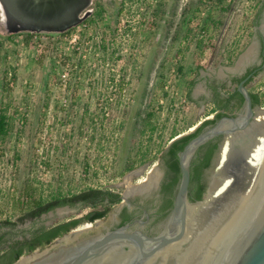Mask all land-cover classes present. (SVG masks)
Here are the masks:
<instances>
[{
	"label": "rangeland",
	"instance_id": "374dc122",
	"mask_svg": "<svg viewBox=\"0 0 264 264\" xmlns=\"http://www.w3.org/2000/svg\"><path fill=\"white\" fill-rule=\"evenodd\" d=\"M262 2L216 8L198 0H93L85 20L66 36L8 34L2 23L10 21L2 16L0 104L11 105L13 131L0 140V222H16L55 197L91 188L122 195L131 175V185L147 179L155 164L121 174L129 160H151L208 116L197 115L186 100L194 69H212L217 57L244 50L251 34H264V11L259 30L253 25ZM253 87L264 102V74ZM143 109V120L153 115L154 131L140 135L134 127ZM257 117L264 130V106ZM88 212L59 210L0 236L17 240ZM89 227L83 238L96 224L74 231Z\"/></svg>",
	"mask_w": 264,
	"mask_h": 264
},
{
	"label": "flooded vegetation",
	"instance_id": "af4514ba",
	"mask_svg": "<svg viewBox=\"0 0 264 264\" xmlns=\"http://www.w3.org/2000/svg\"><path fill=\"white\" fill-rule=\"evenodd\" d=\"M259 26L260 25L255 28L259 30ZM50 35L61 34L50 33ZM234 54L236 55L233 56ZM214 61L215 64L212 69L197 64L191 81V106L197 115L200 110H203L202 114H208V116L205 117L199 125H194L192 132H185L172 138L169 144L158 155L155 153V155L151 157V160H145L146 162L142 165H140L141 162H136V166H140V168L143 169L155 164L147 179L142 182H137L136 185L132 184L131 188L125 190L122 195L112 192L113 199H116L118 195L121 197V202L115 205H112L111 201L108 199L105 200L104 203L96 205H84V203L78 202L73 206L67 204L63 207H57L48 214L43 215L42 218L46 215L57 213L59 210L66 209L68 212L72 213L89 210L85 216L87 217L88 215H93L110 207L111 212L108 217L93 223L96 224L97 230L92 235L83 237V240H89L97 235L109 234L124 228H128L129 233L139 232L152 239L163 235L167 227L178 214L176 202L182 180L180 155L184 150L178 154L180 176H177L176 180H178L179 183L175 185V175L169 167V162L172 160L170 152L171 146L185 137L196 135L195 138L191 139L185 145L186 148L193 140L214 131L223 120L232 119L238 121L246 118L249 114V102L246 93H248L251 99L253 113L249 121L239 124V128H243V131L238 132L235 137H238L241 133L245 134L246 132H251L250 139L245 141V144L250 146L253 145V141L258 138L257 136H259L261 131L262 122L257 117V112L261 110L262 107L256 105V97H260L262 102L263 98L259 92L254 90L253 84L264 74V34L260 31L254 32L251 34L250 42L244 50L239 53L233 52L229 57L219 56ZM242 85L246 90L245 93L241 89ZM230 129H233L232 125H222V128L218 130L216 135L206 140L195 150L190 160V179L191 166L193 161L198 158V151L200 148L204 147L200 153L201 160H204L205 157L208 156L209 152L216 144L219 146L220 151L227 137L224 131ZM198 130H200V132H197ZM217 157L218 154L212 157L210 167L204 169L201 175L200 184L205 187L202 200H193V197L197 194L198 187L189 185L186 203L183 207L184 211H188L191 205L203 201L207 196L214 178ZM134 161L135 159L132 158L131 162ZM153 161L155 163H153ZM91 190L100 189L91 188L78 194L67 196L66 198L72 199L75 196L88 193ZM125 194H127V199L123 201L122 197ZM53 199L48 202L53 201ZM179 213L183 217V211L181 210ZM41 220L37 221V223H40ZM74 220L80 219L71 218L67 221ZM98 222H101L99 226ZM28 223L37 224L34 222ZM182 232L183 230L178 233L176 237L182 234ZM176 237L172 236L170 238ZM49 246L51 251H56L60 247L55 244V241ZM128 250L129 247H124L123 249V251L126 252Z\"/></svg>",
	"mask_w": 264,
	"mask_h": 264
},
{
	"label": "water",
	"instance_id": "95a60500",
	"mask_svg": "<svg viewBox=\"0 0 264 264\" xmlns=\"http://www.w3.org/2000/svg\"><path fill=\"white\" fill-rule=\"evenodd\" d=\"M92 1L0 0V19L4 16V20L10 21L7 22L2 19L4 21L2 27L9 31L8 34L25 32L65 34L85 20L86 16L82 17V15L91 6ZM3 29L0 24V31ZM241 89L244 93L246 92L243 85ZM246 94L249 102V114L246 118L238 121L223 120L214 131L193 140L180 155L182 180L176 204L177 212L183 211L184 230L182 234L176 238H166L167 227L163 235L152 239L139 232L129 233L128 228H124L109 234L97 235L89 240L82 239L83 233H86L83 232L80 237L75 238L72 242H59L64 237L73 235L75 231H72L55 240V244L60 246L56 251L45 249L39 253L38 260L29 264H46L50 258L59 256L63 259L60 264H88L90 260L105 257L112 252L129 256L132 253L133 244L144 246L146 254H150L181 243L188 236L190 229L188 212L183 210L190 185V160L195 150L206 140L216 135L222 125L233 126V129L224 131L226 136L235 137L238 132L243 131V128H239V124L249 121L253 113L251 99L248 93ZM219 156L220 152L216 159L215 168L218 167ZM216 172L217 170L214 171L216 185L211 184L209 191L212 187H217L220 184L218 180L216 181ZM122 199L126 201L127 194ZM202 202L191 206L199 205ZM100 224L101 222H98V226ZM124 247H129V250L123 251ZM39 251L36 250L32 255ZM18 262L19 260L16 264ZM166 264H264V158L244 202L216 241L204 248L181 253Z\"/></svg>",
	"mask_w": 264,
	"mask_h": 264
},
{
	"label": "bare ground",
	"instance_id": "6f19581e",
	"mask_svg": "<svg viewBox=\"0 0 264 264\" xmlns=\"http://www.w3.org/2000/svg\"><path fill=\"white\" fill-rule=\"evenodd\" d=\"M250 134L251 132H246L238 137L225 138L216 172V181L220 184L211 188L201 204L188 208L190 229L188 236L181 243L150 254H146L144 246L133 244L129 256L112 252L105 257L92 259L88 264H166L181 253L204 248L215 242L244 202L264 158V130L260 131L259 137L249 146L245 141L250 139ZM131 179L132 176L126 181L128 188H131ZM89 230L90 227L77 230L59 242H72L80 237L81 233ZM182 230L183 217L178 212L168 226L166 238L176 237ZM39 253L22 257L17 264L32 263L38 260ZM62 260L61 256L50 258L46 264H60Z\"/></svg>",
	"mask_w": 264,
	"mask_h": 264
},
{
	"label": "trees",
	"instance_id": "16d2710c",
	"mask_svg": "<svg viewBox=\"0 0 264 264\" xmlns=\"http://www.w3.org/2000/svg\"><path fill=\"white\" fill-rule=\"evenodd\" d=\"M227 1H230L231 3H234L236 0H198V3L204 4L208 3L210 6H214L216 8L222 7ZM102 9V8H101ZM264 11V0L262 2V5L256 14V18L253 22V25L258 26L260 23V19L262 17V13ZM103 12H99V15L101 16ZM159 13V12H158ZM161 14H165L164 11L160 12ZM224 14H228V11H224ZM176 16V12H173V17ZM219 25H223V21H219ZM172 28V25L168 26V30ZM169 33V31H168ZM70 34V32L63 34V36H66ZM180 32L177 28L175 36L172 38L174 42H176L179 39ZM157 56V55H156ZM158 61V57L155 58L153 65ZM191 83L189 85V90L186 93V100L189 104H191ZM148 94V93H147ZM146 94V95H147ZM143 96V101L147 99V96ZM145 105V102H143ZM256 105L257 106H264V102L260 99V97H256ZM11 110L10 104H4L3 102L0 104V140L4 141L7 138L10 137L11 132L13 131L12 124H13V118L9 116V111ZM145 110L143 109L138 113V120L135 122L134 132H140L138 134L145 135L147 131H154V126L152 125L153 115H148V118H145L143 120V115L145 114ZM148 114V113H147ZM140 119L142 121H140ZM211 124V123H208ZM193 125V122H190L187 127L191 129V126ZM197 132H200L198 130ZM196 135H191L189 137H185L177 142H175L171 146V159L169 162V167L171 171H173L175 175V182L174 184L177 185L179 183L178 180H176L177 176H180V169L178 165V154L182 152L185 148V145L193 138H195ZM204 147L200 148L198 151V158L193 161L191 166V179H190V185L191 186H197L198 191L197 194L193 197V200H202V197L205 193V187L200 184L201 182V175L203 173L204 169H207L211 165V160L214 155L219 154V146L216 144L213 149L209 152L208 156L205 157L204 160H201V150ZM129 160L126 168L124 169V172L121 174V176H124L127 173H130L134 171L137 168L136 162H131ZM144 164L143 161H141L140 165ZM177 183V184H176ZM116 199H113V194L111 191H105V190H91L88 193L81 194L79 196H75L72 199H68L66 197H55L53 201L51 202H42L39 203L37 206L30 208L24 215L19 217L16 222L11 220H4L0 222V233L2 231H5L4 233H11L17 230L19 226H24L28 222H34L37 223V221H40L42 216L45 214H48L50 211L57 207H63L67 204L75 205L78 202L84 203V205H96L99 203H104L105 200H110L112 205H115L117 203L121 202V197L118 195L116 196ZM111 212V208L108 207L104 211L97 212L93 215H88L87 217H84V219L81 220H74V221H61L57 223L56 225L50 227V228H38L33 229L29 232L28 235H23L22 238L17 240H7L4 235L0 236V264H16V262L19 260L20 257L23 255H31L36 250H44L47 248L50 244H52L56 239L62 238L68 233L74 231L75 229L79 228L84 223H95L96 221L102 220L104 218H107L109 213Z\"/></svg>",
	"mask_w": 264,
	"mask_h": 264
}]
</instances>
